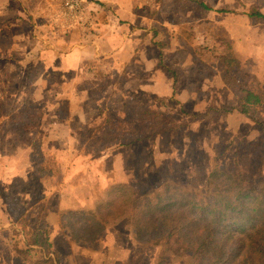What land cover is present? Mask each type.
<instances>
[{
  "label": "rangeland",
  "instance_id": "rangeland-1",
  "mask_svg": "<svg viewBox=\"0 0 264 264\" xmlns=\"http://www.w3.org/2000/svg\"><path fill=\"white\" fill-rule=\"evenodd\" d=\"M57 2L56 9L62 8L64 14L67 5L71 6V0ZM143 2L149 6L150 17L156 26L150 24L153 40L148 39L150 44L145 42L142 46L150 47V55L155 56L157 67L161 69L156 71L155 78L159 75L164 78L166 87L170 79L173 91L171 100L162 102L158 96L143 92L144 84L140 83L139 110L154 103L153 109L165 112L164 118L157 113L148 115L143 125L129 128H134V134L127 130L130 124L125 126L123 122L122 127L118 124L120 118H113L109 108H106L109 111L99 112L97 125L91 127L75 124L76 128L64 129L62 123L51 124V130L61 127L60 131L64 133L61 145H77L78 152L82 149L81 155L70 157L74 169L69 174L65 168L64 173L61 172L56 160L50 163L51 156L43 151L47 145L44 141L46 134L36 137L24 130L17 119L6 114L1 116L0 153L4 160L0 162V168L5 166L6 174L14 175L12 177H20L21 174L16 175V169L32 171L39 184L46 180L53 187L38 188L33 181L19 189V194L23 192L30 206L22 219L15 223L16 229H9L10 243L7 241V244L12 247L16 240L31 243L36 236L35 230L43 225L51 233L52 217L55 221L56 215L66 210L62 203L74 209H92L104 199L108 187L115 183L133 184L139 194L158 189L166 182L192 184L204 189L214 168L236 166L246 170L254 183L264 184V105L251 108L250 115L246 116L242 100L243 89H257L259 86L264 90V20L255 17L258 13L264 15V0ZM28 5L39 8V0H0V107L9 113L26 106V103H33L29 95L33 94L35 78L38 77L35 61L31 63L34 74L28 76L24 65H28L29 59L9 60L3 56L15 44L12 39L20 40L24 45L21 38L34 35L30 32L33 17L29 19ZM11 6L19 12L13 14L9 11L5 14L6 17L10 15L8 22L2 23L1 12ZM16 15V18L12 17ZM229 45L241 63L240 69L232 68L228 75L233 78L232 84L225 80L226 68L221 61ZM20 71L23 75L18 74ZM125 101L127 107L129 103H137L132 99L125 98ZM69 114H66L68 121H73L75 116L72 118ZM86 117L82 114L81 119ZM247 122H251V126L245 125ZM114 129L127 131L117 143L108 147ZM71 130L74 138L69 136ZM105 147L109 156L101 157L98 150ZM34 151V156H26L22 161V168L17 167L18 156ZM89 162H92V169L87 171ZM103 168L108 174H103ZM11 183H0V189L11 190ZM50 238V251L58 257L60 264H188V260L181 257L162 260L161 248H143L126 220L109 225L98 249L77 245L67 232L60 230L51 233ZM4 252L1 257L7 264H36L45 256L39 246L29 249L25 262L11 256L13 251L6 249Z\"/></svg>",
  "mask_w": 264,
  "mask_h": 264
},
{
  "label": "crops",
  "instance_id": "crops-1",
  "mask_svg": "<svg viewBox=\"0 0 264 264\" xmlns=\"http://www.w3.org/2000/svg\"><path fill=\"white\" fill-rule=\"evenodd\" d=\"M147 1L150 2V0ZM78 2L72 9L67 5L65 14L62 8L56 9L57 0H39V8L28 5L29 19L33 17V25L29 27L34 35L22 37L21 42L25 43L24 45L20 44V40L12 39V44H15L11 46L10 52L3 55L9 60L29 59L30 63L24 65L27 66L25 69L29 72L28 76H31V73L34 74L31 63L36 62L38 77L35 78L33 94L29 95L33 103H26V106L42 114L41 123L40 126L27 132L36 137H39V134H46L44 141L47 145L43 151L51 156L50 163L56 160L60 170L62 169L61 172L64 173L65 168V172L69 174L74 169L72 160L69 161L70 157L81 155L82 149L78 152L77 145L69 147L61 145L64 133H61V127L58 129L53 127L51 130V124L62 123L64 129L65 127L76 128L75 124L80 126L84 124L83 128L91 127L97 125L99 112L109 108L113 118H120L118 124L121 127L123 122L125 126L130 124L127 130L134 134L136 133L134 128H129L143 125L148 115L157 113L156 115L159 114L158 116L162 119L165 116V112L153 109L154 103L151 105L148 103L144 110H139V84H144L143 92L158 96L162 102L170 101L173 91L170 79L167 80L166 87L164 78H160V75L155 78L156 71L161 69L157 67L155 56L150 55V47L142 46L145 42L149 43L148 39L153 40V36H150V24L156 26L149 14L150 8L144 4L143 0H78ZM145 10H147L146 14ZM9 11L13 14L19 12L13 9V6L5 7L1 12L2 23L8 22L10 15L6 17L5 14ZM144 34H147V37ZM18 74L23 75V72L20 71ZM125 98L137 103H129L130 106L127 107ZM71 107L72 109L68 112ZM109 110L106 109V111ZM68 113L72 118L75 116L73 121H68L66 117ZM82 114L87 115L83 120ZM245 125L251 126V122ZM127 130L114 129L113 135L110 136L112 139L107 146L112 147ZM47 131L49 132L46 133ZM97 131L102 130L97 129ZM71 133L72 130L69 136L74 138V134ZM135 138L138 139V143L139 136ZM98 151L101 157L109 156L107 147ZM31 152L28 155L18 156L20 160L17 167L22 168L25 157L34 156L36 151ZM120 156L121 152L117 155V159ZM104 159H101V163ZM3 160L0 153V162ZM90 168L92 169V162L87 164L86 170ZM15 172L16 175L21 174L20 177L7 175L5 166L0 168V183L12 181L11 190L0 189V264H7L1 254H4L6 249L10 252L13 250L12 245L7 244L9 229H16L15 223L22 219L21 216L28 210L27 206H30L26 203L23 192L19 194V189L30 185L33 181V185L38 188L39 186L53 188L46 180L39 184V179L36 180L32 171L16 169ZM103 174H108L107 169L103 168ZM8 184L6 185L9 186ZM62 205L66 210L74 209L68 204L62 203ZM56 218L54 221L52 217L49 227L52 235L58 230L63 231L59 225V214ZM11 256L14 255L11 254Z\"/></svg>",
  "mask_w": 264,
  "mask_h": 264
},
{
  "label": "trees",
  "instance_id": "trees-1",
  "mask_svg": "<svg viewBox=\"0 0 264 264\" xmlns=\"http://www.w3.org/2000/svg\"><path fill=\"white\" fill-rule=\"evenodd\" d=\"M255 17L264 20L261 13ZM221 61L225 80L232 84L228 75L241 63L230 45ZM243 92L244 114L264 105V90L259 86ZM5 114L20 121L24 130L41 123L42 114L27 106L12 113L0 107V117ZM120 220L127 221L143 248H161L162 260L181 257L188 264H264V184L254 183L246 170L236 166L214 168L204 189L166 182L139 194L133 184L115 183L94 208L67 209L59 215V225L70 240L90 249H98L109 225ZM35 233L29 244L15 241L14 257L25 262L29 249L39 246L45 256L36 264H60L50 251L49 229L43 225Z\"/></svg>",
  "mask_w": 264,
  "mask_h": 264
},
{
  "label": "built area",
  "instance_id": "built-area-1",
  "mask_svg": "<svg viewBox=\"0 0 264 264\" xmlns=\"http://www.w3.org/2000/svg\"><path fill=\"white\" fill-rule=\"evenodd\" d=\"M76 5H77V1L76 0H71V6H70V8L72 9Z\"/></svg>",
  "mask_w": 264,
  "mask_h": 264
}]
</instances>
